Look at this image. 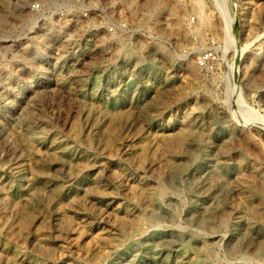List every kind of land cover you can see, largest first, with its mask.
I'll return each mask as SVG.
<instances>
[{"label":"rangeland","instance_id":"obj_1","mask_svg":"<svg viewBox=\"0 0 264 264\" xmlns=\"http://www.w3.org/2000/svg\"><path fill=\"white\" fill-rule=\"evenodd\" d=\"M32 1L0 0V264H264V0L231 44L216 0H122L118 55Z\"/></svg>","mask_w":264,"mask_h":264},{"label":"built area","instance_id":"obj_2","mask_svg":"<svg viewBox=\"0 0 264 264\" xmlns=\"http://www.w3.org/2000/svg\"><path fill=\"white\" fill-rule=\"evenodd\" d=\"M122 0H33L28 4V12L35 20L47 19V13L56 10L59 17L66 18L72 12L85 35L92 33L96 36L98 49L108 55L113 44L117 40L129 36L131 32L127 19L122 15ZM66 21H71L64 19ZM213 54L205 52L199 59L198 64L205 68L212 67Z\"/></svg>","mask_w":264,"mask_h":264},{"label":"bare ground","instance_id":"obj_3","mask_svg":"<svg viewBox=\"0 0 264 264\" xmlns=\"http://www.w3.org/2000/svg\"><path fill=\"white\" fill-rule=\"evenodd\" d=\"M131 5L134 6L135 11H138L139 10V15H143V17L149 16L150 11L152 9L155 10V12H156L157 15L158 14L161 15V14L164 13V11L167 10L166 9L167 6L166 5H163L158 0H146V1H143L141 3V5H138L137 4V0H132ZM215 5H216V8H217V12H218L216 14H219V16L221 18V23H220V20L217 21V22H219L221 24L222 39H223V41L225 43L231 44L233 42V29H234L233 26H234V24H233V15L231 13V9H230V6H229V2H228V0H216V4ZM200 11H201V15L199 14L200 20L202 22H208L209 21V17L207 15H204L205 13L203 14L202 13V10H200ZM212 19H213V17H212ZM3 20H4L3 17H0V21H3ZM213 24H215V23H213ZM122 43L123 42L117 40V42L115 44H113L112 49H110V51H112L113 53H115L117 55L120 54V53H122V50H123V47H124V45ZM151 44H152V42H151ZM139 46L141 47V49H143L144 44L143 43H140ZM161 52H163V50H161ZM240 53H241V51H240ZM163 55L165 56V53H163ZM184 136L185 135H182L178 139L177 144H179V146H181V144L183 143Z\"/></svg>","mask_w":264,"mask_h":264},{"label":"crops","instance_id":"obj_4","mask_svg":"<svg viewBox=\"0 0 264 264\" xmlns=\"http://www.w3.org/2000/svg\"><path fill=\"white\" fill-rule=\"evenodd\" d=\"M230 6V5H229ZM231 9V8H230ZM231 13H232V11H231ZM232 15H233V13H232ZM235 22V18H234V15H233V23ZM233 39H234V41L236 40V38H235V35L233 34Z\"/></svg>","mask_w":264,"mask_h":264}]
</instances>
